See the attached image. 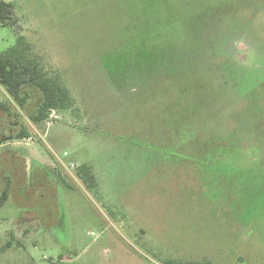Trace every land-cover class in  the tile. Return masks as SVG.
<instances>
[{
	"label": "rangeland",
	"instance_id": "374dc122",
	"mask_svg": "<svg viewBox=\"0 0 264 264\" xmlns=\"http://www.w3.org/2000/svg\"><path fill=\"white\" fill-rule=\"evenodd\" d=\"M3 1L0 52L74 104L34 124L0 86V250L36 219L0 264H264V0Z\"/></svg>",
	"mask_w": 264,
	"mask_h": 264
},
{
	"label": "trees",
	"instance_id": "16d2710c",
	"mask_svg": "<svg viewBox=\"0 0 264 264\" xmlns=\"http://www.w3.org/2000/svg\"><path fill=\"white\" fill-rule=\"evenodd\" d=\"M14 6L0 0V28L10 27L14 23ZM29 45L20 36L17 43L0 52V86L9 97L23 109L33 92H36L40 102L29 115L34 124L46 121L51 111L69 109L74 100L69 90L63 85L57 74H49L43 66L28 55ZM0 109L8 112L4 102L0 100ZM27 133L21 129L17 134L2 136V140L26 138ZM77 175L87 184H94V177L86 164L77 167ZM90 188V185H88ZM9 185L6 184L0 193V207L9 197Z\"/></svg>",
	"mask_w": 264,
	"mask_h": 264
},
{
	"label": "crops",
	"instance_id": "0c3cea01",
	"mask_svg": "<svg viewBox=\"0 0 264 264\" xmlns=\"http://www.w3.org/2000/svg\"><path fill=\"white\" fill-rule=\"evenodd\" d=\"M15 186H19L20 187V185H17V184H15ZM23 190L24 191H19V192H21L20 193L21 196H19V197L17 196L19 198V200H21V201L22 200L23 201L24 200H30L31 199V195H30V192H28L29 191L28 188L26 187ZM65 193H68L69 196H71L72 199H74V201H77V202L79 201V196L80 195L76 191L70 190V191H65ZM8 199H9V197H8ZM8 199H7V201H8ZM7 201L5 202V204L7 203ZM5 204L2 207H0V221L3 222V223L9 221L8 217H2V215H1V211H2L3 207L5 206ZM79 209L80 208H78L76 210L77 215H75V217L77 216L76 218H83L82 216H83V214L85 212L82 211V210H79ZM35 220H36L35 217H32L29 214V212H24L23 214H21L20 216H18L17 217V220L15 222V223H17V225H16V227H17L16 228V233H14V232H11L10 233V239L11 240L8 241V242H6L4 244V246L1 248L0 251H3L4 249H12L14 245H16V246L21 245L20 244V241H19V236L28 237L29 234H30V232L35 230L34 228H32L34 226V224L36 223ZM19 222H21V225L19 224ZM71 255H73V254H71ZM74 256L75 255H73V257ZM68 257L69 256H62L61 259H60L61 262L62 263H67V264H71L72 263V260L68 259Z\"/></svg>",
	"mask_w": 264,
	"mask_h": 264
},
{
	"label": "built area",
	"instance_id": "2783aa9c",
	"mask_svg": "<svg viewBox=\"0 0 264 264\" xmlns=\"http://www.w3.org/2000/svg\"><path fill=\"white\" fill-rule=\"evenodd\" d=\"M50 264H53L52 262Z\"/></svg>",
	"mask_w": 264,
	"mask_h": 264
}]
</instances>
